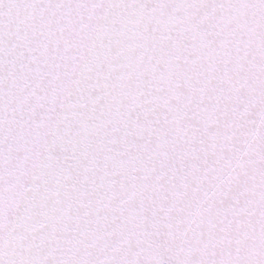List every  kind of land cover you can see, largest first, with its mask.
<instances>
[{
	"label": "snow or ice",
	"instance_id": "obj_1",
	"mask_svg": "<svg viewBox=\"0 0 264 264\" xmlns=\"http://www.w3.org/2000/svg\"><path fill=\"white\" fill-rule=\"evenodd\" d=\"M0 264H264V0H0Z\"/></svg>",
	"mask_w": 264,
	"mask_h": 264
}]
</instances>
